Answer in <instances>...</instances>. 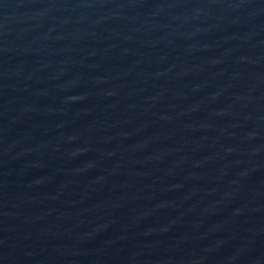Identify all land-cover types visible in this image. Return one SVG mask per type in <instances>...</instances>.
Returning a JSON list of instances; mask_svg holds the SVG:
<instances>
[{
    "label": "water",
    "instance_id": "95a60500",
    "mask_svg": "<svg viewBox=\"0 0 264 264\" xmlns=\"http://www.w3.org/2000/svg\"><path fill=\"white\" fill-rule=\"evenodd\" d=\"M0 264H264V0H0Z\"/></svg>",
    "mask_w": 264,
    "mask_h": 264
}]
</instances>
